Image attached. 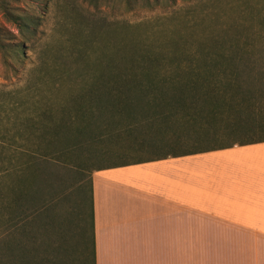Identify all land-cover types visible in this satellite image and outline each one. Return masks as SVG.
Listing matches in <instances>:
<instances>
[{
	"label": "rangeland",
	"instance_id": "374dc122",
	"mask_svg": "<svg viewBox=\"0 0 264 264\" xmlns=\"http://www.w3.org/2000/svg\"><path fill=\"white\" fill-rule=\"evenodd\" d=\"M15 16L26 25L20 27ZM261 43L264 0H0V264H9L12 250L6 243L13 237L34 261L49 252L54 264H95L92 159L85 169L54 163V206L46 220L36 212L42 205L34 192L23 204L32 222L19 231L5 224L6 170L30 154H46L56 120L75 121L73 136L80 123L90 122L87 111L95 121L104 120L101 103L90 99L96 89L92 84L121 73L133 58H163L165 64L173 58H222L230 44L252 49ZM78 109L82 112L72 117ZM99 128L85 140L96 143L95 150L113 139L112 128ZM148 131L147 140L164 136ZM159 145L143 152L173 149ZM121 158L110 152L95 163Z\"/></svg>",
	"mask_w": 264,
	"mask_h": 264
},
{
	"label": "trees",
	"instance_id": "16d2710c",
	"mask_svg": "<svg viewBox=\"0 0 264 264\" xmlns=\"http://www.w3.org/2000/svg\"><path fill=\"white\" fill-rule=\"evenodd\" d=\"M12 19L20 27L26 25L21 16ZM247 48L230 44L222 58H173L167 64L163 58H133L132 65L121 73L111 77L103 75L102 80L91 85L96 89L94 95H89L95 103H101L103 121H95L89 110L86 113L90 115V122L80 123L73 136L70 127H76L75 121L56 120L44 148L47 155L30 154L23 164L6 170L10 188L6 205L9 217L5 224L8 222L9 227L19 231L24 223L32 222L33 216L24 213L23 204L33 197L34 192L39 193L38 202L42 205L36 212L41 214L42 220L47 219L54 206V198L50 196L56 177L54 163L69 169H85L87 161L92 159L89 170L93 172L104 167L140 164L236 144L263 142L264 44ZM85 85L84 80L82 88H86ZM81 112L78 109L72 117ZM96 127L112 128L113 139L128 138L121 145L113 143L116 147L112 144L113 139H108L102 148L97 147V151L92 146L96 143L85 142ZM147 128L164 136L160 140H147ZM131 141L134 143L130 144ZM162 143L173 147L172 151L152 152L151 155L143 152ZM54 152L63 157L54 156ZM110 152L123 155V159L113 164L95 163V159ZM44 224L48 225L47 221ZM10 241L6 243L12 250L7 255V263L54 264V257L49 252L40 253L37 256L39 261L37 258L34 261L28 250L20 251L22 241L19 238L13 237Z\"/></svg>",
	"mask_w": 264,
	"mask_h": 264
},
{
	"label": "crops",
	"instance_id": "0c3cea01",
	"mask_svg": "<svg viewBox=\"0 0 264 264\" xmlns=\"http://www.w3.org/2000/svg\"><path fill=\"white\" fill-rule=\"evenodd\" d=\"M92 181L96 264H264V141Z\"/></svg>",
	"mask_w": 264,
	"mask_h": 264
}]
</instances>
